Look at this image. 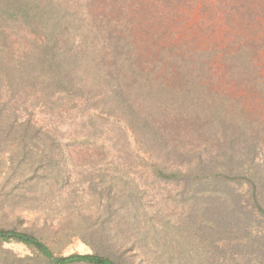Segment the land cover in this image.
Listing matches in <instances>:
<instances>
[{
    "label": "rangeland",
    "instance_id": "obj_1",
    "mask_svg": "<svg viewBox=\"0 0 264 264\" xmlns=\"http://www.w3.org/2000/svg\"><path fill=\"white\" fill-rule=\"evenodd\" d=\"M27 1L35 7L39 0ZM79 1L55 3L89 20ZM146 1L151 11L141 20L149 36L174 31L193 50H207L213 68L199 72L207 85L203 113L212 119L196 111L193 137L183 139H191L190 150L168 152L143 146L124 117L95 104L103 97L96 92L61 93L46 105L31 99L17 121L30 118L50 137L23 142V127L0 117V227L30 231L57 255L98 251L124 264H264V216L252 210L257 202L264 207V88L252 92L223 70L232 64L239 71L252 57L226 63L219 51L248 28L259 29L264 16L246 12V0H176L172 12L160 0ZM254 5L260 11L264 0ZM18 23L23 28L2 38L4 55L16 63L44 39L33 25ZM254 61L264 80V50ZM154 163L191 168L194 176L166 180L152 171ZM0 264L51 263L11 241L0 242Z\"/></svg>",
    "mask_w": 264,
    "mask_h": 264
},
{
    "label": "trees",
    "instance_id": "obj_2",
    "mask_svg": "<svg viewBox=\"0 0 264 264\" xmlns=\"http://www.w3.org/2000/svg\"><path fill=\"white\" fill-rule=\"evenodd\" d=\"M16 1L0 0V117L10 115L15 127H23L17 132L21 141L50 136L30 118L18 122L17 111L31 99L46 105L61 93L76 98L90 92L102 95L95 104H104L111 113L124 117L142 145L152 150L165 146L168 152H173L179 147L192 146L191 139L187 143L183 139L193 137L197 124L194 122L198 117L212 119V114L205 115L207 110L203 113L207 107L201 95L207 92V85L201 81L199 72L210 73L213 68L206 61L207 50H193L184 39L176 40L174 31L171 37L168 31H155L149 36L147 25L142 23L144 15L151 11V4L146 0H80L78 5L85 9L83 14L91 16L89 20L55 0H39L35 7L27 0ZM175 1L160 0V5L164 6V11L172 12ZM220 1L222 5L226 2ZM246 1L251 5L246 12L252 13L254 19L259 13L264 16V9L256 10L257 0ZM160 15L162 17L164 12ZM22 20L33 25L44 39L34 42L25 59L16 63L14 58L4 55L2 38L13 35L15 27L23 28L18 23ZM262 22L258 20L259 29L248 28L238 36L237 42L219 50L225 55V60L221 59L226 63L230 56L242 60L252 57L239 71L232 64L223 67L252 92L264 88V80L254 61L255 54L264 50ZM151 168L166 180L194 176L191 168H171L159 163L152 164ZM252 210L264 216L261 203L257 202ZM11 241L34 248L51 264H124L98 251L57 255L30 231L0 227V242Z\"/></svg>",
    "mask_w": 264,
    "mask_h": 264
}]
</instances>
